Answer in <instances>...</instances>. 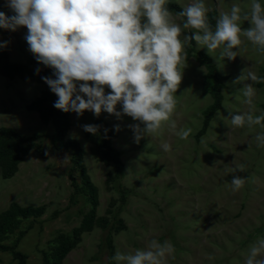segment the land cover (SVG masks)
<instances>
[{
  "label": "rangeland",
  "instance_id": "374dc122",
  "mask_svg": "<svg viewBox=\"0 0 264 264\" xmlns=\"http://www.w3.org/2000/svg\"><path fill=\"white\" fill-rule=\"evenodd\" d=\"M193 2L169 0L181 8ZM204 2L210 9L208 20L213 11L217 12L216 19L209 23L214 31L220 13L230 12L233 5L250 11L252 0ZM259 2L264 5V0ZM0 11L14 15L5 0H0ZM172 14L174 22L182 25L186 18ZM241 27L247 29L251 24L244 21ZM26 34V27L14 32L0 28V42H8L0 48V54L6 53L13 65L48 69L28 50ZM192 34L191 30L183 33ZM242 40L238 56L234 60L225 57L220 64L194 40L186 46L187 67L176 93L179 103L173 119L177 130H192L187 140L179 139L166 126L163 135L144 137L136 143L128 125L137 122L128 116L118 120L101 112L99 117L114 132L110 143L121 159L119 174L112 162L101 157L102 132L98 129L93 135L82 128L96 125V116L89 111L80 117L69 112L70 128L64 142H77L83 149L86 174L98 196L92 229L81 233L63 264H110L118 250L134 254L146 249L153 239L174 246L175 258L168 257V264H244L249 246L264 237V148L256 147L254 140L264 129L236 128L226 117L228 111H249L239 89L252 82L233 83L244 71L261 77L253 84L257 90L255 114L264 111V57L246 38ZM188 47L194 51L189 53ZM200 54L208 56L224 78L222 108L205 131L213 97ZM44 88L29 73L13 79L0 73V130H14L33 144L12 177L3 176L4 164H0V219L15 204L45 210L39 218L22 219L18 229L0 241V264H22L16 253L25 257V264L52 262L57 240L73 237L84 216L94 209L90 198L78 190L83 186L80 169L74 173L76 186L70 177L73 151L56 137L54 124L42 120L33 107ZM117 110H121L120 105ZM117 124L118 132L114 128ZM163 143L170 144L172 150L163 151ZM240 165L243 171L238 169ZM234 176L246 178L238 192L232 191Z\"/></svg>",
  "mask_w": 264,
  "mask_h": 264
},
{
  "label": "clouds",
  "instance_id": "9594fccd",
  "mask_svg": "<svg viewBox=\"0 0 264 264\" xmlns=\"http://www.w3.org/2000/svg\"><path fill=\"white\" fill-rule=\"evenodd\" d=\"M14 13L0 11V28L16 31L26 27L24 39L38 63L51 68L53 77L41 79L58 99L54 107L78 117L85 111L99 117L101 112L123 116L137 122L128 125L134 142L144 137L161 136L167 126L181 140H187L190 128L177 130L173 119L178 107L177 90L187 67L186 46L195 41L206 48L217 64L238 56L243 38L264 57V5L252 0L250 11L233 5L220 13L215 30L208 21L210 9L204 0H194L177 13L186 18L182 25L173 20L169 0H5ZM248 21L250 28L242 29ZM191 30L192 35H183ZM183 35V39L180 37ZM7 41L0 42V48ZM219 55H215L217 50ZM235 49V50H234ZM41 69H36L39 74ZM250 80L239 89L249 111H228L231 125L249 130L264 129V111L256 115L254 83L261 77L245 71L233 83ZM91 82V83H89ZM106 88L109 91L106 93ZM86 97V99H85ZM117 105L121 110H117ZM99 125H82L93 135ZM120 131V125L114 126ZM107 132V130H105ZM256 147L264 148V131L254 136ZM203 143V140L201 141ZM163 151L172 150L163 143ZM251 147V145H249ZM243 171L244 166H238ZM232 191H240L246 178L234 176ZM175 248L169 241L153 239L144 250L125 254L119 250L112 259L116 264H168ZM244 264H264V237L249 246Z\"/></svg>",
  "mask_w": 264,
  "mask_h": 264
},
{
  "label": "trees",
  "instance_id": "16d2710c",
  "mask_svg": "<svg viewBox=\"0 0 264 264\" xmlns=\"http://www.w3.org/2000/svg\"><path fill=\"white\" fill-rule=\"evenodd\" d=\"M167 7L172 13L175 14H177L182 9L176 3H168ZM216 17L217 12L213 11L212 17L208 20L209 23H212ZM193 51V48L188 47L189 53H192ZM199 57L207 67L208 76L210 82L212 83L210 93L213 97V105L209 109L205 119V131L210 119L218 110L222 108V103L224 100L222 94L224 78L220 75L216 66L212 63V60L208 56L200 54ZM36 69H30L29 66L25 65H13L9 62V57L6 53L0 54V73L4 74L10 79L29 73L33 80L44 85L45 88L42 96L34 102L33 107L38 111L42 120L47 122L51 121L54 124L56 137L64 142L66 133L70 128L69 113L58 110L53 106L58 97L51 92L48 85L41 79L43 76H51L55 78L53 76V70L51 68L45 70L41 69L40 73L36 74ZM96 125L100 126L99 130L103 134V144L100 150L101 157L105 161L112 162L117 169L116 173L119 174L122 164L121 159L118 152H116L111 147L110 143L114 137L113 129L109 124L102 121L100 117H96ZM105 130H107V132H105ZM30 141V138H25L14 130H0V164H4L3 176L5 178H10L16 173L18 165L22 162L24 157L28 154L29 150L33 146ZM64 143L73 151V167L70 171V177L73 180V184H76L74 173L76 170L80 169L81 176L83 178V186L78 188V190L90 198V202L93 204L94 209L84 216L80 228L74 232L73 237H64L57 240L58 246L53 248L51 255L52 262H47L46 264H63L65 257L77 246L81 233L92 229L96 214L95 207L97 204L98 191L86 174L84 167V151L77 142L67 141ZM44 211L45 210L43 207L22 208L17 204L13 205L12 208L0 219V241H3L8 234L18 229L22 219L31 217L39 218L44 214ZM15 256L20 259L22 264H25L24 256L19 253H16ZM110 264L115 263L111 260Z\"/></svg>",
  "mask_w": 264,
  "mask_h": 264
}]
</instances>
